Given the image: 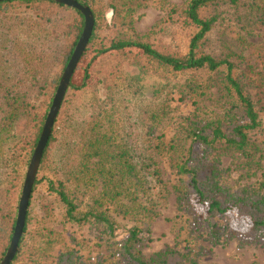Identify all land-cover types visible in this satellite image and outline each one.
Segmentation results:
<instances>
[{
	"label": "trees",
	"instance_id": "obj_1",
	"mask_svg": "<svg viewBox=\"0 0 264 264\" xmlns=\"http://www.w3.org/2000/svg\"><path fill=\"white\" fill-rule=\"evenodd\" d=\"M74 1L89 8L94 26L43 152L11 264H46L57 249L51 264H198L231 242L264 247V182L236 193L222 183L224 173L248 178L262 169L264 0H188L182 7ZM150 3L165 17L138 36L135 24ZM83 29L79 11L52 0L0 3V262L26 170ZM144 77L161 83L149 97ZM175 82L192 116L169 138L162 130L171 114L166 88ZM215 86L222 114L204 119V99ZM223 158L231 160L226 170ZM162 163L177 177L176 217L188 223L187 236L147 258L168 197ZM57 214L86 228L89 239L67 242L45 225ZM200 241L207 252H197Z\"/></svg>",
	"mask_w": 264,
	"mask_h": 264
},
{
	"label": "rangeland",
	"instance_id": "obj_2",
	"mask_svg": "<svg viewBox=\"0 0 264 264\" xmlns=\"http://www.w3.org/2000/svg\"><path fill=\"white\" fill-rule=\"evenodd\" d=\"M173 5L182 7L188 0H169ZM142 15L135 24V33L138 36L145 35L152 27L160 23L164 19L165 13L158 10L154 4L150 3L147 8L140 12ZM82 70L78 71V75L75 78V83H81ZM88 81H93V74H89ZM160 84V85H159ZM143 92L149 97L152 94L154 88L161 86L155 78L144 77L142 81ZM215 86L210 90L207 97L204 99L203 115L204 119L213 117L215 115L222 114V104L220 94ZM177 82L171 83L167 88V94L170 95V108L171 114L165 120V124L162 127L167 137H172L180 132V124H184L185 121L192 116V107L186 98H182L181 89H178ZM181 99V100H180ZM261 120L264 123V114H261ZM231 160L229 158H223L221 160L220 169L226 170L230 167ZM27 171V170H26ZM241 172L230 171L223 174L222 183L232 192L236 193L243 189L244 186L252 185L255 182H264V160L262 161V169L258 171L254 176L241 177ZM26 176V174H25ZM161 176L164 183L167 185L168 197L164 208L159 211V216L152 225V239L153 242L145 250L144 254L149 258L153 253L165 249L166 247H173L175 244L181 245L180 241L184 240L187 236L186 230L188 223L184 218H177L175 195L172 187L174 186L177 177L169 167L168 163L161 164ZM36 195V194H35ZM38 202L33 203L35 211H38ZM234 224L237 221L233 215ZM243 224L239 222L238 225ZM48 227H52L55 231L60 232L67 242L71 238L76 239H89V233L86 228H78L75 225L65 224L61 221L60 214L48 224ZM122 232L119 236H122ZM195 248L198 251L207 250L209 246L206 243L199 242L195 244ZM57 249L51 256L52 259L46 260V264H51L54 258L59 253ZM202 251V252H203ZM198 264H264V247L263 246H247L245 248L237 247L235 242H231L227 247H215L211 253H206L204 256L198 259Z\"/></svg>",
	"mask_w": 264,
	"mask_h": 264
},
{
	"label": "water",
	"instance_id": "obj_3",
	"mask_svg": "<svg viewBox=\"0 0 264 264\" xmlns=\"http://www.w3.org/2000/svg\"><path fill=\"white\" fill-rule=\"evenodd\" d=\"M7 1H15V0H0V3L7 2ZM52 1L57 4H61L65 7L79 11L84 17V29L74 49V52L70 58V61L68 62L61 76V79L59 81L57 90L55 92L50 110L47 114L46 121L44 123V127L42 130L40 139L38 141V144L35 148L33 156L28 165L24 184H23L22 191H21L16 226L14 229L13 237H12L10 246L8 248V251L6 252V255L4 256L0 264H11L16 255V252L18 249V243L21 238L24 225H25L26 212H27L32 188H33L34 182L37 177V173L39 170L43 152L46 148L47 142L51 135L54 123L60 111L61 104L69 89L72 76L86 49V46L91 37L92 29L94 26L93 16L88 7L82 6L81 4L77 3L74 0H52Z\"/></svg>",
	"mask_w": 264,
	"mask_h": 264
}]
</instances>
